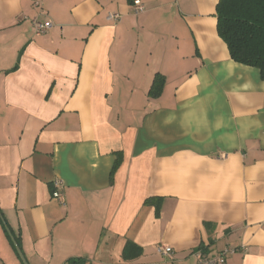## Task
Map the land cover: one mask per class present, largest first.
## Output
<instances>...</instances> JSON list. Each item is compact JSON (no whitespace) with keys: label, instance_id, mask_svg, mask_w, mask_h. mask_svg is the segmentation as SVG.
I'll return each instance as SVG.
<instances>
[{"label":"crops","instance_id":"crops-1","mask_svg":"<svg viewBox=\"0 0 264 264\" xmlns=\"http://www.w3.org/2000/svg\"><path fill=\"white\" fill-rule=\"evenodd\" d=\"M141 1L0 0V264H264L260 71L219 0Z\"/></svg>","mask_w":264,"mask_h":264},{"label":"trees","instance_id":"trees-1","mask_svg":"<svg viewBox=\"0 0 264 264\" xmlns=\"http://www.w3.org/2000/svg\"><path fill=\"white\" fill-rule=\"evenodd\" d=\"M216 12L218 34L227 44L231 58L258 68L264 80V0H219ZM163 84L164 77L158 74L152 94L158 95ZM150 202L152 198L146 201ZM126 247L140 252L139 247L131 241ZM199 250L203 255L210 252L204 245ZM75 262L83 264V260H73L70 264Z\"/></svg>","mask_w":264,"mask_h":264},{"label":"built area","instance_id":"built-area-1","mask_svg":"<svg viewBox=\"0 0 264 264\" xmlns=\"http://www.w3.org/2000/svg\"><path fill=\"white\" fill-rule=\"evenodd\" d=\"M132 8L135 13H140L144 10V4L141 0H134ZM111 18L115 19L119 17V14L110 15ZM53 27L52 21H34V30L37 35L44 34L48 32ZM55 190L53 191L54 199L58 200L62 204H66L65 195L63 193L64 184L61 180L57 179L54 181ZM159 251L164 254H169L171 251V247L160 246ZM238 251V248L228 247L223 249L222 251L210 254L203 255L200 253V257L203 264H227V258Z\"/></svg>","mask_w":264,"mask_h":264},{"label":"water","instance_id":"water-1","mask_svg":"<svg viewBox=\"0 0 264 264\" xmlns=\"http://www.w3.org/2000/svg\"><path fill=\"white\" fill-rule=\"evenodd\" d=\"M72 264H80V263H78V262H75V263H72Z\"/></svg>","mask_w":264,"mask_h":264}]
</instances>
